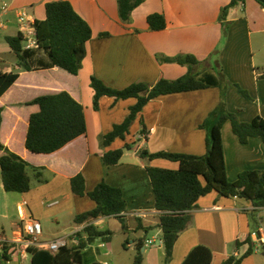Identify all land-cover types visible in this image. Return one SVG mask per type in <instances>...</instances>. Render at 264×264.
I'll return each mask as SVG.
<instances>
[{
	"label": "crops",
	"instance_id": "0c3cea01",
	"mask_svg": "<svg viewBox=\"0 0 264 264\" xmlns=\"http://www.w3.org/2000/svg\"><path fill=\"white\" fill-rule=\"evenodd\" d=\"M61 0H0V71L12 73L19 70L17 55L6 38L20 33L17 10L26 9L35 21L46 19V5ZM91 26L93 39L87 44V56L77 76L63 69H39L21 72L18 81L0 99L2 124L0 141L10 151L19 155L42 172L38 180L30 170L32 188L28 193H9L4 190L0 170V215L14 202L12 236L5 229L0 234L11 242L23 238L22 225L36 220L46 227L41 240L49 241L67 236L76 228V217L95 209L96 204L88 195L77 196L72 191L71 180L82 175L87 193L99 184L122 191L127 211L122 214L125 223L115 218H100L92 222L98 230L108 231L107 239H97L84 250V262L92 264H122L117 259L114 243L120 238V248L136 256L138 241L145 239L142 264H182L188 254L198 246L213 252L212 264H222L232 255H242L248 248L236 249L251 233L255 252L242 264H264V252L260 235L264 236V208H255L250 201L209 194L198 201L190 226L184 231L174 248L173 258L165 262L159 212L148 174V167L177 170L178 163L164 159L150 161L142 158L144 151L150 154L169 152L192 156L207 153V137L216 124V112L228 111L242 122L257 117L264 119V8L256 0H245L229 9L221 20L224 8L232 0H146L137 8L130 22L123 23L119 16L117 0H63ZM7 5L6 11L3 10ZM161 14L167 27L160 32L150 30L148 17ZM110 37L100 39L99 35ZM42 55V54H41ZM40 54L38 58L45 60ZM157 55L176 57L192 55L201 64L193 68L195 74H213L222 83L193 92L172 94L157 98L144 108L133 123L130 133L117 139L110 146L101 145V137L109 134L115 125L124 122L136 99L116 101L103 97L99 110L94 109V91L91 78L96 77L112 89L123 90L134 83L150 85L160 79L176 80L189 73V68L178 64L160 63ZM240 90L246 91L249 99ZM69 93L83 105L87 121V134L50 155L33 154L25 146L29 120L39 111L38 105H28L35 99ZM24 108V110H23ZM147 131L146 135L142 130ZM145 135L146 139H141ZM228 179L236 182L244 171L264 170V144L250 139L241 144L230 123L222 129ZM125 149L121 161L107 166L104 154ZM4 153L0 151V157ZM5 191V192H2ZM6 193V194H5ZM5 216V215H4ZM258 219L260 225L253 222ZM111 221L120 224H112ZM139 222L153 228L139 231ZM56 226L54 231L48 230ZM125 227V228H124ZM87 238L81 231L77 235ZM264 238V237H263ZM150 241H154L150 244ZM95 244H97L95 246ZM78 245H71L76 246ZM21 247H16L9 264L31 263V256L21 257ZM102 249H107L103 252ZM262 257L263 260H260ZM110 260V261H109ZM112 262V263H111Z\"/></svg>",
	"mask_w": 264,
	"mask_h": 264
},
{
	"label": "trees",
	"instance_id": "16d2710c",
	"mask_svg": "<svg viewBox=\"0 0 264 264\" xmlns=\"http://www.w3.org/2000/svg\"><path fill=\"white\" fill-rule=\"evenodd\" d=\"M146 0H117L119 16L123 23L131 20L133 12ZM245 0H232L229 6L221 13L224 20L230 8ZM264 8V0H256ZM151 31L160 32L166 29L167 21L161 14H152L147 19ZM38 48L26 50L23 36H8L6 41L12 51L17 55L19 70L12 73L0 71V99L18 81L21 72H32L39 69L60 68L71 75L77 76L87 56V44L93 39V31L89 23L77 13L68 1H56L46 5V19L35 21ZM110 37L109 33L99 35L100 39ZM43 53L45 60L38 58ZM160 63L178 64L189 68V73L176 80L160 79L155 84L144 82L134 83L123 90H116L105 85L96 77L91 78V87L94 91V109L99 110L100 100L103 97L114 98L116 101L136 99L137 103L130 109V114L123 123L115 125L113 130L101 137L103 147L110 146L117 139H125L130 129L151 101L162 96L193 92L222 86L221 81L213 74H195L193 68L201 62L192 55L165 57L157 55ZM241 93L249 99L246 91ZM28 105H38L39 111L32 114L26 136L25 146L28 151L38 155H50L58 152L69 143L87 134V121L82 104L76 101L69 93L61 92L55 95L41 96ZM0 109V127L2 124ZM216 124L209 131L207 137V153L204 156L173 154L159 152L150 154L141 153V157L150 161L164 159L179 164L177 170L148 167L152 187L155 194L156 210L159 214L161 231L160 239L165 251V262L169 263L174 254L175 245L180 235L188 229L192 222L193 211L198 201L209 194L217 193L220 197L239 198L250 201L257 208H264V170L244 171L236 182L228 179L225 161L222 129L230 123L238 141L245 145L250 139H258L264 144V119L257 117L251 122H242L238 116L228 111L215 113ZM147 131L142 130L146 135ZM125 149L104 154L103 161L107 166L117 165ZM0 170L4 190L7 193H28L32 188L29 172L32 170L35 177L40 180L42 172L34 168L16 153L10 151L0 141ZM264 163V160H263ZM72 191L75 195L88 197L96 204L94 210L76 217V224H87L85 233L87 238L79 235L78 245L62 248L58 253L52 254L36 248L29 249L31 264H85L84 250L97 239H107L110 233L100 231L92 224L100 218L115 217L122 224L125 220L122 214L127 211V204L120 189L106 183L99 184L92 192L87 193L85 179L78 175L71 180ZM125 228V227H124ZM153 228L144 226L139 222V231L150 232ZM236 244L240 250L247 245V250L240 255H232L222 264H242L243 261L255 252V243L252 235ZM145 239L138 241L136 256L133 264L143 263ZM6 257L11 246L5 245ZM11 259V257H7ZM214 259L211 249L205 246L194 248L182 264H212ZM92 264H102L95 262Z\"/></svg>",
	"mask_w": 264,
	"mask_h": 264
},
{
	"label": "built area",
	"instance_id": "2783aa9c",
	"mask_svg": "<svg viewBox=\"0 0 264 264\" xmlns=\"http://www.w3.org/2000/svg\"><path fill=\"white\" fill-rule=\"evenodd\" d=\"M8 8L7 5L4 6L3 10L6 11ZM17 23L19 26L20 34L24 39V48L26 50H36L38 48V41L36 38V30L34 28L35 19L28 13L26 9L17 10ZM141 139H146L145 135L141 136ZM85 229L76 228L69 235L57 238L55 240L43 241L41 237L43 236V227L39 221L29 220L24 222L22 225L23 238L18 242H11L0 234V264H9L15 253L18 251L15 250L16 247H21L20 250L21 257L25 259L29 255V249L36 248L38 250H43L50 252L52 254L58 253L62 248L71 247L78 242L76 241L77 235ZM252 237L258 240V234L254 232ZM264 236L260 235V240L262 244L264 243ZM79 241V237H78ZM150 244H153L154 241H150ZM160 245L163 246V242L159 238ZM5 245L11 246L9 253L6 257ZM238 256V255H236ZM108 264V263H105Z\"/></svg>",
	"mask_w": 264,
	"mask_h": 264
},
{
	"label": "rangeland",
	"instance_id": "374dc122",
	"mask_svg": "<svg viewBox=\"0 0 264 264\" xmlns=\"http://www.w3.org/2000/svg\"><path fill=\"white\" fill-rule=\"evenodd\" d=\"M41 56H43L44 58H45V56H44V54L43 53H39ZM23 110H24V108H23ZM2 192H5V191H2ZM6 194V193H5ZM7 195L9 196L8 198V200H10V196H12L11 194H9V193H7ZM1 202V201H0ZM14 202H13V204L11 205V202L9 201V210L10 211H5V210H2V213H4V215H0V230H3V229H5L6 231H7V234L9 235V236H12L13 234H12V231H13V228H12V226H11V223L13 222V216H14V213H15V210L13 209L14 208ZM112 224H117V225H119L120 223L119 222H116V221H111V225ZM253 224H254V226L255 227H257V226H259L260 225V222H259V220L258 219H255V221L253 222ZM55 225L54 226H51V227H49L48 228V230L50 231V232H52V231H54V229H55ZM43 230H44V232H45V234H47V232H46V227L45 226H43ZM120 238H118V239H116V242L114 243V248H115V250H116V256H118V258L117 259H120V261H122V262H125V263H122V264H131L132 262H133V257H132V253H129V252H124L121 248H120ZM97 244H95V246H96ZM103 250V252L104 251H106L107 249H102ZM259 259L260 260H263L262 259V257H259ZM27 260V264H31V263H29V261H28V259H26ZM110 261V260H109ZM112 263V262H111ZM85 264H87V262L85 261Z\"/></svg>",
	"mask_w": 264,
	"mask_h": 264
},
{
	"label": "water",
	"instance_id": "95a60500",
	"mask_svg": "<svg viewBox=\"0 0 264 264\" xmlns=\"http://www.w3.org/2000/svg\"><path fill=\"white\" fill-rule=\"evenodd\" d=\"M262 245H263V252H264V243Z\"/></svg>",
	"mask_w": 264,
	"mask_h": 264
}]
</instances>
